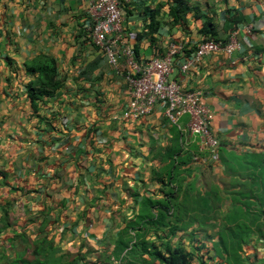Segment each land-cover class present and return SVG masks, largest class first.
<instances>
[{"label": "crops", "instance_id": "1", "mask_svg": "<svg viewBox=\"0 0 264 264\" xmlns=\"http://www.w3.org/2000/svg\"><path fill=\"white\" fill-rule=\"evenodd\" d=\"M120 1L123 39L137 62L164 56L171 43L184 47L170 79L203 92L217 159L188 133V116L179 127L162 105L137 120L123 116L130 99L125 68L110 66L93 46L90 0H0V252L24 234L45 237L76 255V264H122L111 253L143 199L171 194L190 213L220 187L225 213L227 155L264 154V0ZM231 36L238 50L180 71L200 42ZM40 55L55 60L64 82L33 110L27 86L38 74L26 63ZM202 224L176 231L169 242L189 252Z\"/></svg>", "mask_w": 264, "mask_h": 264}, {"label": "trees", "instance_id": "2", "mask_svg": "<svg viewBox=\"0 0 264 264\" xmlns=\"http://www.w3.org/2000/svg\"><path fill=\"white\" fill-rule=\"evenodd\" d=\"M26 69L38 74L27 86L28 99L35 110L37 102L55 94L64 80L59 77L55 60L49 56L40 55L28 61ZM227 159L231 163L224 161V172L230 178L221 184L229 202L228 211L223 213L220 210V187L210 191L208 197L201 198V208L193 206L198 209L190 213L184 211L171 194L166 193L161 201L143 199L134 221L119 232L111 258L122 264H150L144 255L160 264H207L206 257L210 252L207 250L205 255L200 252L203 239L198 240L200 247L195 253L187 252L181 244L173 246L169 240L176 231H185L194 222L201 220L214 225L212 220L216 221L220 216V264H231L233 259L239 264H248V260L241 259L243 246L254 241L253 238L264 241V154H230ZM149 233L155 235L154 239L148 240ZM187 233L188 236L192 234ZM208 237H211L209 240L215 239ZM77 261L76 255L63 254L45 237L30 240L24 234H16L8 252H0V264H76Z\"/></svg>", "mask_w": 264, "mask_h": 264}, {"label": "built area", "instance_id": "3", "mask_svg": "<svg viewBox=\"0 0 264 264\" xmlns=\"http://www.w3.org/2000/svg\"><path fill=\"white\" fill-rule=\"evenodd\" d=\"M121 11L120 0H90L89 3L92 19L89 37L93 46L104 54L110 66L117 68L122 63L125 68L124 78L130 99L123 116L137 120L151 114L157 105L163 106L165 117L177 127L180 119L188 116V133L198 136L203 149L216 160L219 143L211 131L212 114L202 103L203 92L184 91L177 81L170 79L175 60L183 53L184 47L171 43L164 56L137 62L133 49L123 39ZM238 48L234 36L226 42L207 39L196 46L179 69L185 73L200 65L211 54L224 52L230 55ZM195 160L200 161L198 158ZM213 242L209 240L202 243L207 246Z\"/></svg>", "mask_w": 264, "mask_h": 264}, {"label": "rangeland", "instance_id": "4", "mask_svg": "<svg viewBox=\"0 0 264 264\" xmlns=\"http://www.w3.org/2000/svg\"><path fill=\"white\" fill-rule=\"evenodd\" d=\"M217 217V215H216ZM214 225H211V224H208V223H204L202 225H199L197 227V231H200L202 232L201 234L202 237H200L201 239H203L205 242H208L209 238L208 236H212L215 238V243H208L209 245L205 246V244H202L203 245V249L202 251L204 253H201L204 255L206 254V248L209 249V252H210V255H208V257H206V262L207 264H220L221 262V259H220V243H219V238H220V226H221V220H220V216L219 218L216 219V221L212 220ZM202 228H205L206 230L203 231ZM208 233V234H206ZM200 234V233H199ZM200 234V235H201ZM199 237V236H198ZM208 237V238H207ZM213 239V238H212ZM191 242V246L189 248V252L190 253H195V249L200 247V244L198 242ZM184 244V243H183ZM182 244V246H184ZM186 246V245H185ZM264 253V241L262 242H258L257 240L256 241H252L251 245L249 244H245L243 246V249L241 250L240 252V255H241V259H246L248 260V264H263L262 261H264V255L262 254ZM257 254V255H256ZM258 256V257H256ZM227 262H223L222 264H226ZM231 264H239V262H237L236 260H231L230 262Z\"/></svg>", "mask_w": 264, "mask_h": 264}]
</instances>
